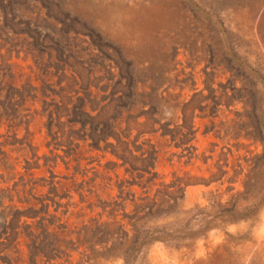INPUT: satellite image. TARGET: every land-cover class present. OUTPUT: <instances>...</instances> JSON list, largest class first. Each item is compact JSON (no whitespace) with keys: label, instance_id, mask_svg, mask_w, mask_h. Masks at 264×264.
<instances>
[{"label":"rangeland","instance_id":"rangeland-1","mask_svg":"<svg viewBox=\"0 0 264 264\" xmlns=\"http://www.w3.org/2000/svg\"><path fill=\"white\" fill-rule=\"evenodd\" d=\"M152 117L194 141L151 135ZM140 133L157 146L160 182L188 185L179 209L144 224L134 184L147 163L124 146L135 156ZM10 191L69 226L73 264H264V0H0V195ZM26 216L17 251L1 256L15 264H31L42 233ZM135 227L164 241L135 245Z\"/></svg>","mask_w":264,"mask_h":264},{"label":"trees","instance_id":"trees-1","mask_svg":"<svg viewBox=\"0 0 264 264\" xmlns=\"http://www.w3.org/2000/svg\"><path fill=\"white\" fill-rule=\"evenodd\" d=\"M68 117V115H67ZM89 117V115H88ZM160 119H154L152 117V122L149 123L150 129L149 132L151 135L161 132L163 137L170 136L174 140H178L180 145L183 146L185 143H191L194 141L195 133L192 128H189L188 133H184L185 129L182 128H173V124L165 123L161 117ZM59 117V125H60ZM98 119V118H97ZM114 128V127H113ZM171 128L172 131H171ZM115 131V128H114ZM98 132L97 128H94L92 134ZM147 133H140L135 135V156H133L132 152V142L128 141L124 144L126 148V154L134 157L136 161L147 163V167L143 169V176H140L139 181H135V186H138L143 190L142 195L135 199V203L138 202L136 207L137 213H135V219L138 224H144L143 221L158 217L159 213L164 210L174 211L181 207L182 201L186 197V190L188 185L184 183L183 179L175 178V180L169 184L166 182H160L159 175L155 173V163L158 158V149L156 145L150 144V141L143 140L146 137ZM92 141L100 142V138L92 139ZM181 139V141H180ZM103 142L108 141L107 139H102ZM131 148V150H130ZM190 149V148H189ZM140 154V156L136 155ZM31 167V166H30ZM29 167V168H30ZM147 178L146 180L144 178ZM34 191V188L31 189ZM57 190V189H56ZM14 192L10 191V195L1 196L0 195V210H4V223L5 231L0 232V264H15L14 259L10 257H1L5 251H17V247L19 246V241L22 239L24 224L22 222L26 213L32 211V216L35 218H39L40 223L36 228L37 231H41L42 233L38 236L32 234L33 240L32 244L29 246L31 249V264H73L71 262V251L72 247H70V242H68L65 238L73 233L67 224H57L61 220L59 217L51 215L49 212L48 206H41L38 211L33 208L26 209L24 211L19 207L18 204H23V198L17 195V198L10 197L14 196ZM18 194V193H17ZM26 202L29 200L24 199ZM6 201L9 202V205L6 206ZM44 202V200L39 201ZM139 213L143 216V218H139ZM55 226L57 229L50 233L46 226ZM145 227V225H142ZM151 230V229H150ZM150 230L146 229H138L135 227V245H137L140 241V236L145 238V242H160L164 241V237H160V235L155 236L154 233H149ZM141 232H143L141 234ZM6 236L5 239L3 237ZM127 239V238H126ZM124 239V240H126ZM148 244V243H143ZM142 244V245H143ZM91 245V244H90ZM127 244H112V246L108 249L104 247L105 256H110L117 247H124ZM87 245H82L79 243L78 250L81 248H85ZM98 245H93L89 247L90 251L95 250V247ZM100 246V245H99ZM137 247L135 248V251ZM87 250H85L86 252ZM87 258V257H86ZM84 261V260H83ZM93 262L91 258H87V261L84 263Z\"/></svg>","mask_w":264,"mask_h":264}]
</instances>
